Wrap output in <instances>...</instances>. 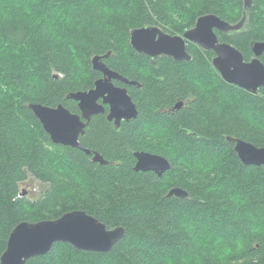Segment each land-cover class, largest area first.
Instances as JSON below:
<instances>
[{
  "label": "trees",
  "instance_id": "trees-1",
  "mask_svg": "<svg viewBox=\"0 0 264 264\" xmlns=\"http://www.w3.org/2000/svg\"><path fill=\"white\" fill-rule=\"evenodd\" d=\"M208 13L231 23L246 15L241 29L217 34L250 60L264 41V0H0V258L18 223L83 210L125 227L112 250L56 242L26 264H264V166L244 165L228 140L264 146V86L251 93L226 82L214 51L192 41L191 60L155 63L130 42L133 28L183 35ZM109 51L105 63L141 87L128 86L137 117L118 128L98 114L80 136L108 161L100 163L52 142L28 105L80 113L67 95L94 87L102 74L92 58ZM139 150L166 157L170 168L136 171ZM30 175L43 183L36 197L21 187ZM173 187L189 196L168 195Z\"/></svg>",
  "mask_w": 264,
  "mask_h": 264
},
{
  "label": "water",
  "instance_id": "water-1",
  "mask_svg": "<svg viewBox=\"0 0 264 264\" xmlns=\"http://www.w3.org/2000/svg\"><path fill=\"white\" fill-rule=\"evenodd\" d=\"M253 0H245V6H251ZM246 15L238 23H231L214 13L198 17L193 27L181 34H171L157 25H144L133 28L130 32L132 47L139 53L147 54L150 58L165 55L178 61L191 60L187 49V41L197 43L203 49L213 50L215 56L212 63L221 77L228 83L237 85L251 93H257L264 86V41L253 44L254 56L246 60L243 53L233 44L221 41L217 30L229 32L242 28ZM95 55L92 65L103 76L98 78L94 87L88 90L71 92L67 98L78 102L81 113H74L62 103L49 106L42 103H30L28 106L42 123L52 142L70 145L92 154L80 141L85 128L94 115L104 113V103L111 106L108 119H115L116 125L122 118H135L138 109L125 87L114 84L121 80L126 84H138L129 80L119 72L111 69L104 61L110 55ZM183 102L176 104L179 108ZM234 143V149L244 165H264V146L228 137ZM136 171H154L162 176L171 164L159 154L145 150L134 152ZM93 160L108 163L104 156L95 151ZM168 195L186 198L189 192L182 187H173ZM125 227L108 228L107 225L93 215L83 210L68 211L56 219H44L36 222L22 221L10 232L7 246L1 255V264H26L35 256L47 254L56 242L70 243L77 249L92 252H108L125 235Z\"/></svg>",
  "mask_w": 264,
  "mask_h": 264
},
{
  "label": "rangeland",
  "instance_id": "rangeland-1",
  "mask_svg": "<svg viewBox=\"0 0 264 264\" xmlns=\"http://www.w3.org/2000/svg\"><path fill=\"white\" fill-rule=\"evenodd\" d=\"M208 74V73H207ZM207 74H204L202 73L203 76L201 77H204L206 78L207 77ZM263 122H264V118H263ZM163 128H165V125L164 124H159V125H154L152 127V129L154 131H159V130H162ZM177 148H180L179 145L177 144ZM184 152V151H183ZM42 186H43V183H41L38 179H36L34 176L30 175L29 178L22 183V189L23 191H25L27 194H29L31 197H36L40 194V191L42 189ZM189 220L192 221V218H193V214L189 213ZM195 218H198V224H197V227L199 226V228H202V223L200 221V218H202L201 216H198V217H195ZM193 218V220L195 219Z\"/></svg>",
  "mask_w": 264,
  "mask_h": 264
},
{
  "label": "flooded vegetation",
  "instance_id": "flooded-vegetation-1",
  "mask_svg": "<svg viewBox=\"0 0 264 264\" xmlns=\"http://www.w3.org/2000/svg\"><path fill=\"white\" fill-rule=\"evenodd\" d=\"M146 25H150V24H146ZM188 42V41H187ZM214 54H215V52H214ZM147 55V54H146ZM156 59L157 58H151V60H152V62H154L155 63V61H156ZM178 61V60H177ZM102 74V73H101ZM103 76V74L100 76V77H102ZM99 77V78H100ZM133 81V80H132ZM114 84L116 85V86H119V87H125L126 89H127V91H128V94L131 96V94L129 93V88H128V86H130V85H135V86H138V87H141V85H138V84H126V83H124V82H122L121 80H114ZM131 98H132V96H131ZM132 100H133V98H132ZM99 101V103H101L103 106H104V108H105V112L104 113H100V114H103V115H105V118L112 124V125H114V126H116V127H118V128H120L121 126H122V123L124 122V121H129V120H131V119H133V118H130V119H127V118H122L121 119V121H120V124L119 125H116V123H115V119H113V120H109L108 119V114L110 113V109H111V106L108 104V103H104V101H103V99L101 98V99H99L98 100ZM133 102L135 103V101L133 100ZM135 105L137 106V104L135 103ZM184 105V103L181 105V107ZM180 108V107H179ZM179 108H177L176 107V105L174 106V107H171V108H167L168 110H166L167 112H169V113H173L175 110H177V109H179ZM80 109V108H79ZM137 109H138V107H137ZM80 113H81V110H80ZM98 115V114H97ZM95 116V115H94ZM92 119V118H91ZM91 122V121H90ZM89 122V123H90ZM89 125V124H88ZM87 125V126H88ZM87 126H86V128H87ZM86 128H85V131H86ZM85 134V133H84ZM149 152V151H148ZM94 153L95 152H92V155H94ZM152 153V152H151ZM89 155H91V154H89ZM92 158H93V156H92ZM135 165H136V162H135ZM151 171V170H150Z\"/></svg>",
  "mask_w": 264,
  "mask_h": 264
},
{
  "label": "bare ground",
  "instance_id": "bare-ground-1",
  "mask_svg": "<svg viewBox=\"0 0 264 264\" xmlns=\"http://www.w3.org/2000/svg\"><path fill=\"white\" fill-rule=\"evenodd\" d=\"M264 166V165H263Z\"/></svg>",
  "mask_w": 264,
  "mask_h": 264
}]
</instances>
